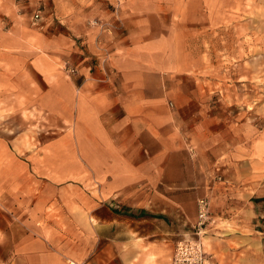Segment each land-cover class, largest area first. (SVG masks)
Listing matches in <instances>:
<instances>
[{
  "label": "crops",
  "instance_id": "0c3cea01",
  "mask_svg": "<svg viewBox=\"0 0 264 264\" xmlns=\"http://www.w3.org/2000/svg\"><path fill=\"white\" fill-rule=\"evenodd\" d=\"M170 1L62 0L47 22L54 32L29 29L19 38L14 51L28 58L35 77L38 68L45 78L44 107L60 110L55 121L62 127L73 124L72 134L61 128L57 144L49 146L61 158L60 172L91 173L98 192L88 196L83 185L46 181L34 190L19 180L14 198L30 206L27 221L37 211L42 221L60 220L55 231L71 246L60 244V253L34 261L35 246L28 242L19 248L27 259L15 264H67L80 257L76 247L85 251L86 235L93 246L102 237L108 241L84 264H170L173 250L169 255L155 243L151 231L131 228L124 244L116 238L123 213L131 221L163 220L150 217L155 203L167 204L159 197L173 205L159 208L170 218L188 210L183 226L195 223L191 208L203 197L232 211L225 210L227 220L214 217L211 227L244 210L264 220V103L253 96L252 113H232L228 102L213 100V88L197 84L188 22ZM206 1L212 18L213 0ZM95 20L116 28L94 26ZM70 154L81 164L64 162ZM121 192L131 200L119 201ZM212 234L203 241L208 264H254L247 256L250 237L228 229Z\"/></svg>",
  "mask_w": 264,
  "mask_h": 264
},
{
  "label": "rangeland",
  "instance_id": "374dc122",
  "mask_svg": "<svg viewBox=\"0 0 264 264\" xmlns=\"http://www.w3.org/2000/svg\"><path fill=\"white\" fill-rule=\"evenodd\" d=\"M61 1L0 0V264H15L19 258L25 262V256L28 254L20 253L19 248L28 242H33L35 246L32 253L34 261L37 256L44 259L54 251L60 253V244L68 248L71 246L67 236H60L55 231L54 226L60 223V220L42 221L38 218L42 213L37 211V216L33 215V221H27L30 215L27 210L30 206L19 205L14 198V188L18 186L19 180L26 186L31 182L30 187L34 190L39 189L40 181H46L54 184L69 182L83 185L82 190L88 196L94 191L98 192L97 188L91 186V173L60 172L61 158L56 156L49 146L57 144L55 139L62 132L61 128L68 129L69 134H72L73 124L66 123L62 127L60 123H56L60 110H49L41 100L45 97V93L41 92L46 86L45 78L38 68H34L38 74L35 77L28 58L14 51L19 46V38L29 36V29L38 32L55 31L47 22L54 20L55 12L61 10ZM223 1L224 7L221 10L222 0H213L212 18L211 7L206 0L170 2L174 3L176 10L181 8L182 13L177 15L179 18L182 15L188 22L187 50L196 58V73L199 78L197 84L203 89L205 86L213 88V100L228 102L230 112L236 113L244 109L245 112L252 113L253 96L257 97L256 103H264V0ZM116 3L119 4V1ZM37 12L41 17L38 21L32 19L33 14ZM36 85L38 91L34 88ZM31 97L36 101L35 106L29 103ZM67 160L70 165L81 164L78 158L71 154L64 162ZM77 180L85 183H77ZM158 191L166 195L171 192ZM55 193L56 190L53 189L52 196H55ZM125 195V192H121L117 199L130 201L131 195ZM69 196H72L70 192ZM159 200L167 204L160 205L156 201L150 217L161 216L163 220L149 218L145 221H131L123 213L116 226V238L124 244L125 232L131 228L145 229L153 232L155 236L151 239H158L155 243L162 245L171 255L178 241L193 237L192 226L195 223L192 226L189 223L183 226L181 223L188 215V210L184 208L178 211V217L170 218L167 212L160 213L159 208L171 209L173 205L162 197H159ZM208 202L209 220L205 226L203 241L206 237L214 235V232L216 234L225 229L235 230L236 233L251 238L248 240L250 253L247 256H250L254 264H264V220L244 210L239 212L234 220L226 221L232 211L221 205H213L209 199ZM118 206L122 210L125 207ZM54 207L52 206L53 209ZM191 213L196 222V204L191 208ZM217 215L226 220H221L217 227H211L213 218ZM53 216H59L55 210ZM43 228L44 231H41ZM103 234L106 235V232H102ZM84 241L85 251L79 246L76 247L81 252L80 257L68 258L69 263L66 259L67 264L92 261L93 252L97 251L99 246L102 249L108 240L102 237L99 246L97 243L93 246L92 236L86 235Z\"/></svg>",
  "mask_w": 264,
  "mask_h": 264
},
{
  "label": "built area",
  "instance_id": "2783aa9c",
  "mask_svg": "<svg viewBox=\"0 0 264 264\" xmlns=\"http://www.w3.org/2000/svg\"><path fill=\"white\" fill-rule=\"evenodd\" d=\"M32 19L41 20L39 12L34 13ZM94 26H100L102 29H114L113 24L102 25L96 20L92 22ZM73 69H69L70 74H74ZM197 218L193 226V237L178 241L170 259V264H208V259L204 252L203 235L205 226L209 220V202L207 198H199L196 202Z\"/></svg>",
  "mask_w": 264,
  "mask_h": 264
}]
</instances>
